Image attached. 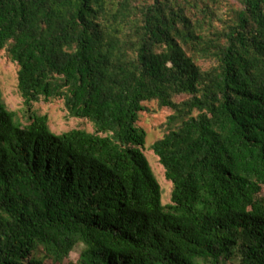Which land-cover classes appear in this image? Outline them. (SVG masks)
Masks as SVG:
<instances>
[{
  "label": "trees",
  "instance_id": "trees-1",
  "mask_svg": "<svg viewBox=\"0 0 264 264\" xmlns=\"http://www.w3.org/2000/svg\"><path fill=\"white\" fill-rule=\"evenodd\" d=\"M229 1L0 0L27 122L0 90V264H264V0ZM53 100L93 132L53 134Z\"/></svg>",
  "mask_w": 264,
  "mask_h": 264
},
{
  "label": "rangeland",
  "instance_id": "rangeland-1",
  "mask_svg": "<svg viewBox=\"0 0 264 264\" xmlns=\"http://www.w3.org/2000/svg\"><path fill=\"white\" fill-rule=\"evenodd\" d=\"M210 7L214 9L218 17H226V12L230 6H233L231 1L225 2L228 5H221L219 0H205ZM207 66V63L203 64ZM17 65L13 63L7 56L6 51H0V90L3 96V100L7 109L16 113L17 117L21 119L23 124H27L25 119V108L23 106V100L17 91ZM185 96H180L174 99L175 102L183 100ZM146 111L139 114L138 126L146 132V141L143 149V153L146 156L153 174L157 179L162 190V203L163 205L170 203V194L172 190V184L165 179L164 169L158 161V157L155 156L151 150V145L158 139L162 138L167 132L165 123L167 117L172 114V111L167 108H159L155 101L147 102L143 104ZM32 110L40 116H46L48 120V127L50 131L55 135L71 130H84L92 133V124L87 120H80L70 118L64 109L62 100H53L47 103L39 102L33 104ZM82 250V246H77L71 252L68 258V262L76 264L79 254Z\"/></svg>",
  "mask_w": 264,
  "mask_h": 264
}]
</instances>
